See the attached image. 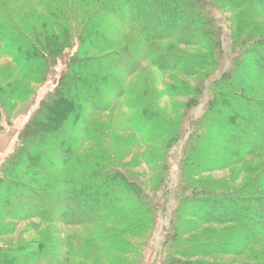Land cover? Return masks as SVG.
Returning a JSON list of instances; mask_svg holds the SVG:
<instances>
[{"label": "trees", "instance_id": "trees-1", "mask_svg": "<svg viewBox=\"0 0 264 264\" xmlns=\"http://www.w3.org/2000/svg\"><path fill=\"white\" fill-rule=\"evenodd\" d=\"M53 1L46 15L0 22V58H12L0 68V140L12 111L26 105L13 152L0 164V237L21 223L39 230L32 241L0 243V264H145L142 252L134 263L123 255L133 247L128 236L154 227L155 205L128 166L98 150L97 134L106 130L97 113L125 95L127 78L145 60L205 77L223 52L218 22L208 0ZM218 1L239 10L231 63L212 81V98L193 121L181 164L197 174L263 160L242 187L187 199L191 209L200 208L190 214L196 221L225 228L195 230L188 245L184 228L174 226L169 240L181 256L241 254L264 242V26L256 22L264 0ZM134 127L152 136L171 125L145 105ZM86 144L91 152L83 153ZM101 221L124 227L86 240L58 235ZM171 253L160 264H176Z\"/></svg>", "mask_w": 264, "mask_h": 264}, {"label": "rangeland", "instance_id": "rangeland-1", "mask_svg": "<svg viewBox=\"0 0 264 264\" xmlns=\"http://www.w3.org/2000/svg\"><path fill=\"white\" fill-rule=\"evenodd\" d=\"M209 1L212 0L207 1V8L211 10L220 28L223 52L220 54L219 65L208 69L205 77L204 74L197 77L187 76L180 71L160 70L150 59L145 60L141 68L127 78L125 95L117 99L108 111L97 113L101 126L103 125L106 130L104 133L100 128L97 134L102 139L98 150L101 148L105 152L108 151L120 164L128 166L143 183L155 205L154 227L141 236L127 237L130 246L133 247H130L129 253L123 256L132 263L138 260L140 252L144 255L145 264H156L157 259H160L159 263L157 262L160 264L170 252L176 264L264 263V242L250 247L241 254L181 256L175 253L176 247H172L169 240L173 235L174 226L184 228L181 239L189 241L195 235V230L198 232L206 228H225V225H204L196 221L191 215L200 208L191 209V203L187 199L192 198L193 193H196L197 197L207 198L211 197L208 195H225L242 187L249 177L253 176L251 169L260 165L263 160L250 157L232 168L205 170L197 174H193L185 164H181L189 135L196 129L193 121H200L205 115L208 101L212 98V81L220 77L230 65L232 38L237 34L234 18L239 10L227 9L219 4L218 0H213L212 3ZM54 3L53 0H0V22L10 15L17 22L46 15V7ZM256 4L260 5L262 2L256 1ZM256 22L264 26V14H258ZM188 48L185 47V50ZM190 50L193 48L188 51ZM11 61L9 55L1 57L0 68ZM136 98L143 100L142 103L136 104ZM145 105L152 110L155 109L171 125L167 133L162 131V134L153 133L150 136L146 128L140 131L134 127ZM25 106L23 103L19 104L12 111V124L0 140V164L13 152L17 133L26 121L22 119ZM177 122H181L182 129L176 138ZM168 134L173 136L171 142H168ZM89 146L85 145L83 153L91 152ZM113 225L124 227L122 223L101 221L80 228H63L58 235L75 233L82 240H86L98 237L104 230H110ZM38 231L29 223H21L13 235L0 237V243L32 241L38 237ZM192 242L190 241L188 245H192Z\"/></svg>", "mask_w": 264, "mask_h": 264}]
</instances>
